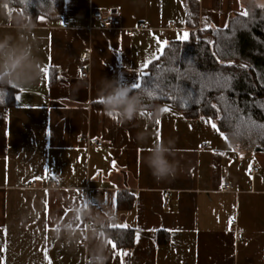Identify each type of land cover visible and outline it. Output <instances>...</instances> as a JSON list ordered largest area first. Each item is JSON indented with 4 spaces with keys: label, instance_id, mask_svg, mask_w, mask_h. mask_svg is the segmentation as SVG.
<instances>
[{
    "label": "crops",
    "instance_id": "crops-1",
    "mask_svg": "<svg viewBox=\"0 0 264 264\" xmlns=\"http://www.w3.org/2000/svg\"><path fill=\"white\" fill-rule=\"evenodd\" d=\"M187 1L63 0L60 15L37 16L30 6L0 8V36L15 35L14 14H30L41 60L31 86L0 92V264H86L101 243L107 264H264V152L240 148L210 118L187 119L171 103L124 122L99 100L101 78L141 83L170 43L226 28L248 3L196 0L194 17ZM92 11L118 15L122 29H102ZM164 142L180 167L157 182L144 161ZM252 163L262 166L257 175ZM110 240L127 255H114Z\"/></svg>",
    "mask_w": 264,
    "mask_h": 264
},
{
    "label": "trees",
    "instance_id": "trees-1",
    "mask_svg": "<svg viewBox=\"0 0 264 264\" xmlns=\"http://www.w3.org/2000/svg\"><path fill=\"white\" fill-rule=\"evenodd\" d=\"M187 2L197 16L198 2ZM11 4L30 6L35 16L63 10V0ZM246 7L247 15L235 14L224 29L197 30L170 43L142 75L146 91H136L144 97L143 110L157 114L171 103L187 119L210 118L240 148L264 152V8ZM0 92L7 97L13 91L6 87Z\"/></svg>",
    "mask_w": 264,
    "mask_h": 264
},
{
    "label": "clouds",
    "instance_id": "clouds-1",
    "mask_svg": "<svg viewBox=\"0 0 264 264\" xmlns=\"http://www.w3.org/2000/svg\"><path fill=\"white\" fill-rule=\"evenodd\" d=\"M248 4L264 8V0H248ZM8 7H11V0H0V8ZM34 23L30 14L16 13L12 18L15 35L9 32L0 36V91L8 86L14 89L29 87L40 76L41 60L30 38ZM97 89L100 103L110 116L117 114L127 122L135 119L143 110L142 94L118 78H101L97 82ZM152 114L155 116V111ZM145 162L157 182L174 179L180 167L166 142L156 144ZM71 227L58 231H70ZM107 259L103 243L89 252V264H107Z\"/></svg>",
    "mask_w": 264,
    "mask_h": 264
},
{
    "label": "built area",
    "instance_id": "built-area-1",
    "mask_svg": "<svg viewBox=\"0 0 264 264\" xmlns=\"http://www.w3.org/2000/svg\"><path fill=\"white\" fill-rule=\"evenodd\" d=\"M90 20L97 22L100 25V27L102 29H105V30L122 29L121 18L118 15L113 14V13H104V12H101V11H92L91 14H90ZM74 24H75V22L71 18H66L63 21V25L65 27H67V28L73 27ZM141 29H143V27H139V28H136V29H133V30H128L127 34L128 35H134L138 31H140ZM88 76H89V72L84 71L82 73V77L83 78H87ZM90 144L93 147L97 148L98 150H102L104 148V146H105L104 143L101 142L98 139L91 140ZM261 170H262V166H260L259 164L252 163L251 166H250V173L252 175H257L258 173L261 172ZM53 185L55 187H58L59 186V182L56 181V182H54ZM31 186H36V182H33L31 184ZM232 190H233V187L230 184H224L221 187V191H223V192H229V191H232ZM90 192H91L90 189L86 190V193H90ZM102 195H103V191L102 190H94V196L95 197H100ZM171 201H172L171 196H166L165 199H164L165 206H169L171 204ZM231 225H232L233 228H235L237 226L236 221H233L231 223ZM236 236H237V240H241L243 238V234L240 231L236 232ZM86 264H89V258L86 260Z\"/></svg>",
    "mask_w": 264,
    "mask_h": 264
},
{
    "label": "snow or ice",
    "instance_id": "snow-or-ice-1",
    "mask_svg": "<svg viewBox=\"0 0 264 264\" xmlns=\"http://www.w3.org/2000/svg\"><path fill=\"white\" fill-rule=\"evenodd\" d=\"M27 2H28V0H20V3H22V4H27ZM241 14L246 16V15H247V12H242ZM182 38H183V39H186V38H187V33H185V34L183 35ZM150 62H151V61H149V63H150ZM48 71H49V70H48L47 68L44 69V72H45L46 74L48 73ZM141 75H143V73H142ZM132 87H133V89H134L135 91H136V90H142V85H141V83H140L139 81L133 83V84H132ZM142 91H146V90H142ZM147 95H148L149 97H151V96L153 95V93H152L151 91H148V92H147ZM0 100H2V95H0ZM164 110L167 111L168 109L165 108ZM140 114H141V115H144L145 113H144V112H141ZM116 115H117V114H113L114 118H115ZM212 126H213L214 128L216 127L215 124H213ZM112 202H113V204L115 203V197L112 198ZM112 227H113V228H116V229H122V228H126L127 225L116 224V225H113ZM109 245L111 246L112 250L114 251V255H119V256H121V258H122L123 256L127 255V253H124V252H122V251H116V244H115L112 240L109 241ZM121 264H123V261H122V260H121Z\"/></svg>",
    "mask_w": 264,
    "mask_h": 264
},
{
    "label": "rangeland",
    "instance_id": "rangeland-1",
    "mask_svg": "<svg viewBox=\"0 0 264 264\" xmlns=\"http://www.w3.org/2000/svg\"><path fill=\"white\" fill-rule=\"evenodd\" d=\"M207 40H210V37H206Z\"/></svg>",
    "mask_w": 264,
    "mask_h": 264
}]
</instances>
